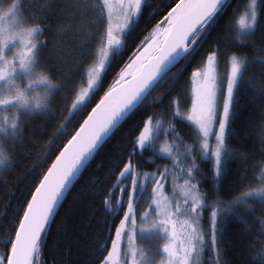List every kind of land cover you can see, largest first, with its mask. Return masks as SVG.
I'll list each match as a JSON object with an SVG mask.
<instances>
[{
  "label": "trees",
  "instance_id": "obj_1",
  "mask_svg": "<svg viewBox=\"0 0 264 264\" xmlns=\"http://www.w3.org/2000/svg\"><path fill=\"white\" fill-rule=\"evenodd\" d=\"M34 1V2H33ZM10 0H0L1 3ZM180 0H144L140 13L124 34L121 47L116 50L104 71L97 89L87 100L73 109L71 101L79 94L80 72L65 64L58 34L65 23L60 16L61 0H19V20L25 25L40 28V41L49 40L36 58L39 72L49 74L60 84L50 100L47 111L17 115L20 127L1 134L0 147L10 156V164L0 170V255L10 254L8 241L17 230L16 225L26 210L43 177L79 130L92 110L120 80L129 62H133L150 43L159 29L167 27L168 13ZM253 0H228L227 12L220 15L203 35L196 52L169 74L166 83L158 85L99 149L91 163L73 185L47 233L43 236L37 257L38 264H103L112 250L115 230L127 214L130 180L119 175L129 153L138 161L137 172H155L158 165L173 168L184 183L183 161L185 153L197 154L202 140L196 128L181 116L173 119L177 110L190 108L193 73L205 66L210 50L219 45L222 67L233 55L242 63L264 54V2L256 0L257 24L251 31V44L241 43L238 21L250 8ZM8 6V4H7ZM219 37V39H217ZM55 44V45H54ZM61 46L59 48L58 46ZM139 53L134 57V54ZM61 51V52H60ZM118 53V54H117ZM258 63V59H257ZM258 75V73H257ZM231 111V137L229 147L238 158L227 162L219 181L212 161L201 157L203 178L197 187L206 198L201 213V229L206 246L197 264H264V207L256 199L254 207L237 205L225 212L224 202H231L242 191H251L264 178V100L256 91L252 73L237 82ZM161 124L163 129L172 121L175 133L164 136L174 146L176 162L158 159V152L133 150L144 128ZM119 181V183H118ZM252 184V188L248 187ZM217 212V245L210 243L211 212Z\"/></svg>",
  "mask_w": 264,
  "mask_h": 264
},
{
  "label": "snow or ice",
  "instance_id": "obj_2",
  "mask_svg": "<svg viewBox=\"0 0 264 264\" xmlns=\"http://www.w3.org/2000/svg\"><path fill=\"white\" fill-rule=\"evenodd\" d=\"M104 5H108V0H104ZM141 6L142 0H129L127 9L122 10V14L125 17L124 28L129 27L132 23L131 17L140 11ZM81 7L82 5L74 4L69 11L78 10ZM228 7V0H195V2H192V0H180L179 3H175L171 12L168 13L167 19L169 23L164 29L166 35L170 34V40L165 42L163 48L156 50L154 63L145 62L143 57L137 59L135 64L130 61L126 67L129 69L135 68L136 70L127 71V80H125V72H121V81L117 83V86L109 90L100 103L92 110V115L88 116L87 120L83 122V127L72 136L68 147L60 153L56 162L48 170L47 175L43 177V182H40L39 186L34 188L35 194L31 196L30 202L27 203L26 210L23 211L22 218L16 225L17 230L13 233V238L8 241L10 254L0 255V264H38L37 257L41 237L45 233L57 205L80 170L125 116L146 95H149L155 86L168 81L173 65L182 60L188 61L190 56L195 54L196 46L202 36L207 34V30L220 15L227 12ZM255 8V0H253L251 13L247 16H241L239 19L241 35L237 36V39L241 43H253L255 34L251 30L257 24ZM20 11L19 0H10L9 7L0 18L12 16L15 19L20 14ZM109 11L111 10L109 9ZM35 29L41 31L38 27ZM35 29L27 30L28 41H25V43L31 40L36 33ZM108 37L109 48L115 45V48L119 49L121 42L113 36L111 29H109ZM7 44V39L0 40V60L5 58L4 50L7 48ZM35 47V45L32 48L25 47L23 55L19 57L21 70H28L36 59L33 54ZM150 48H152V43L147 44L145 52ZM210 51L211 55L207 56L209 74L193 73V76H199L201 80L198 82L194 92L191 113L186 117L198 129L199 137L202 140L197 154L192 151L185 153L184 167L181 168L184 173V183L181 186V191L184 195V205L187 206V211L192 214V224L186 225L189 234L188 244L187 247L183 248L171 243L165 245L163 253L166 254L167 264H189L191 254L196 252L198 247L202 250L204 237L198 231V228L193 226L198 224L201 213L206 207V198L197 187L203 178L200 167L201 157H207L212 161L215 173L213 179L215 181H219L223 177L227 162L230 159L238 158L237 153L229 147L230 125L234 115L231 108L237 82H243L252 73L256 91L261 99L264 100V54L258 58H253L250 64L238 61L236 56L233 55L231 58V74L227 77L225 89L223 86L218 85L215 78L210 75L213 66L219 62L222 55L219 45L215 50ZM261 51L264 52V49ZM138 53L139 49L134 54V57ZM102 69L103 64L101 65ZM9 75L8 71L0 69V81H3ZM94 83L93 75L90 74L88 88L81 92L77 103L84 98ZM121 84L124 86L121 87ZM71 107L75 109L76 104H72ZM180 116L181 113L177 110L173 119ZM149 125L139 135L138 140L133 145V150L139 149L141 152L152 150L160 154L158 159L168 158L175 164L177 154L174 151V146L169 145L167 140L164 139V136L169 133H175L176 139L180 138L179 134L176 133L174 124L169 121L168 127L163 129V134H161L160 123L152 124L149 121ZM262 138H264V130H262ZM161 140H163L162 144L160 143ZM261 163L264 165V161ZM138 167V161L129 153L127 162L122 166L123 170L119 173L121 177H126L130 180L131 190L128 193L126 204L129 214L123 217L119 227L115 230V239L111 242L112 252L108 253V259L103 264H109V261H112L117 245L123 241L125 235L128 236L129 244H131L134 237V232L132 235H128L124 230L125 223L131 226L135 225L132 215L133 199L135 198V191L140 184V177H143L144 181L151 180V183L155 185V188H153L154 192H159L163 184L170 180L175 183V173L170 172L166 165H158L155 172H137L136 169ZM248 187L252 188V184L250 183ZM256 199H259L261 207H264V178L253 190L242 191L231 202H224L223 210L230 212L237 205H246L252 208ZM148 207L150 212L159 214L162 217L161 224L167 225L171 222V214L174 211H178L180 206L166 203L162 207L160 201L155 200ZM148 214V212L144 213L145 216ZM218 227L217 212L212 211L210 243L213 248L217 245ZM164 231L168 233L169 229L165 227ZM170 235L175 240V228H173ZM131 255V264H137L135 253L133 252ZM124 264H127L126 260ZM161 264H164V261H161Z\"/></svg>",
  "mask_w": 264,
  "mask_h": 264
},
{
  "label": "rangeland",
  "instance_id": "obj_3",
  "mask_svg": "<svg viewBox=\"0 0 264 264\" xmlns=\"http://www.w3.org/2000/svg\"><path fill=\"white\" fill-rule=\"evenodd\" d=\"M45 2L46 0H41V3L47 6ZM61 2L63 7L60 9V16L65 26L58 33L61 35L58 42L62 41L63 44L61 51L65 64L80 72V78H82L79 94L71 101L72 104H76L77 106L84 103L94 90L97 89L112 54L118 50L115 48V45L112 48L108 46L109 29L112 30L113 36L120 40L121 47L123 36L132 24L128 28L123 27L125 17L122 14V10L127 9L129 0H108L107 6L104 5V0H61ZM143 2L144 0H142V4ZM9 3L2 2L0 4V17L3 16V13L9 7ZM74 4L82 5V7L78 10L73 9L69 11ZM252 5L253 2L243 16L251 13L253 10ZM255 5L257 7L256 0ZM139 13L140 11L131 17L132 22L137 19ZM18 18L19 15L15 19L12 16L0 18V40H8L7 48L4 50L5 58L0 60V69H4L10 73L3 81H0V99L14 96L21 89H26L29 96H34L44 91L43 85L32 83L36 79L37 72H39L36 59L28 70H21L19 57L23 55L25 47L32 48L35 45L33 54L37 58L40 50L48 48L49 40L40 41L38 33H35L31 40L25 43V41H28L27 30L34 29V27L25 25ZM238 26L240 28L239 21ZM121 29L123 30L121 31ZM58 47L61 48L60 45ZM231 58L232 56L228 57L227 61L225 60L223 67L220 59L210 72V75L215 78L217 84L223 86L225 89L227 77L231 74ZM236 58L241 62L238 56ZM102 64L103 69L101 70ZM198 72L209 74L208 60H206L204 68ZM90 74L93 75L95 83L87 91L84 98L77 103L81 92L88 88ZM200 80L201 77L193 76L190 108L186 111L179 110L181 117L191 125L192 123L186 117L191 113L194 92ZM20 112L28 111L22 108L20 102L17 100H12L7 104H0V136L1 134H8L9 130H11L9 127L10 121L14 117L17 118L15 114H19ZM196 130L198 131L197 128ZM160 143L162 144L163 140ZM169 170L175 173V183L172 180L164 183L159 192L153 191L155 185L151 183V180L144 181L143 177H140V184L135 191V198L133 199L132 215L135 225L131 226L125 223L124 230L128 235H132L134 232V237L131 244L128 242L127 235L123 237V241L117 245L116 252L113 255L112 261H109V264H124L125 260L127 264H131V254L133 252L135 253L137 264H161V261L167 264L166 254L163 253L165 245L171 243L180 248L187 247L189 234L186 225L192 224V214L187 211V206L184 205V195L181 191L183 182L178 179L177 173L173 168H169ZM155 200H159L162 207L166 203L180 206L178 211H174L171 214V222L169 224H161L162 217L149 211L148 206ZM145 212L149 214L145 216ZM128 214L127 209L126 215ZM193 226L197 227L203 236L201 218L198 224ZM165 227L169 229L168 233L164 231ZM173 228L176 231L175 240L170 235ZM205 246L204 239L202 250ZM202 250L198 247L197 251L191 254L189 264H197L200 261V255L203 253Z\"/></svg>",
  "mask_w": 264,
  "mask_h": 264
},
{
  "label": "clouds",
  "instance_id": "obj_4",
  "mask_svg": "<svg viewBox=\"0 0 264 264\" xmlns=\"http://www.w3.org/2000/svg\"><path fill=\"white\" fill-rule=\"evenodd\" d=\"M35 31L37 33L38 29H35ZM32 83L43 85L44 91L37 93L34 96H29L26 89H21L18 90L14 96L0 99V103L7 104L12 100H17L20 102L22 108L32 114L47 111L50 100L54 96L55 92L60 88V84L53 80L49 74H45L43 72H37L36 79L32 81ZM9 127L12 130L20 127L19 119L14 117L10 121ZM9 164L10 156L3 147H0V170L6 169Z\"/></svg>",
  "mask_w": 264,
  "mask_h": 264
},
{
  "label": "water",
  "instance_id": "obj_5",
  "mask_svg": "<svg viewBox=\"0 0 264 264\" xmlns=\"http://www.w3.org/2000/svg\"><path fill=\"white\" fill-rule=\"evenodd\" d=\"M192 2H195V0H192ZM160 30V29H159ZM158 30V31H159ZM157 33V32H156ZM156 33H155V35H156ZM154 35V36H155ZM170 34L169 35H167L166 36V38H165V40L163 41V43L161 44V46L159 47V48H163L164 47V44H165V42L166 41H168V40H170ZM143 51V50H142ZM141 51V52H142ZM140 52V53H141ZM156 53V52H155ZM136 59V58H135ZM154 59H155V57H154V54L149 58V60H148V62L147 63H154ZM182 61H179V62H177L175 65H173V67L171 68V70H170V73L174 70V69H176L177 68V66L181 63ZM133 63V62H132ZM169 73V74H170ZM119 81H121V78H120V80ZM118 81V82H119ZM115 86H117V84L115 85ZM114 86V87H115ZM121 86V85H120ZM124 85H122L121 87H123ZM157 86H155L154 88H153V90L156 88ZM152 90V91H153ZM151 91V92H152ZM150 95V94H149ZM149 95H146L126 116H125V118L120 122V124L119 125H117V127L113 130V132L109 135V137H107L106 139H105V141L95 150V152L92 154V157L89 159V161L87 162V164H85L84 166H83V168L80 170V172H79V174L76 176V178L73 180V182H72V184L68 187V190L65 192V194H64V196L62 197V199H61V201L59 202V204L57 205V208H56V210H55V212H54V214H53V216L51 217V219H50V221H49V224H48V226H47V228H46V231H45V233L42 235V237H41V240H42V238H43V236L47 233V231H48V228H49V226H50V224H51V222H52V220L54 219V217H55V215L57 214V212H58V210H59V208H60V206H61V204L63 203V201H64V199H65V197L67 196V194L69 193V191L71 190V188L73 187V185L76 183V181L80 178V176L82 175V173L85 171V169L88 167V165L91 163V161H92V159L94 158V156L96 155V153L99 151V149L104 145V143L111 137V135L113 134V133H115L120 127H121V125L126 121V119L138 108V107H140V105L146 100V98L149 96ZM90 115H92V112L88 115V116H90ZM88 118V117H87ZM87 120V119H86ZM81 127H83V124L81 125ZM80 127V128H81ZM80 128H79V130H80ZM78 130V131H79ZM77 131V132H78ZM69 144V143H68ZM68 144L66 145V147H68ZM65 147V148H66ZM64 148V149H65ZM64 149L62 150V152L64 151ZM60 155V154H59ZM59 157V156H58ZM57 157V158H58ZM55 162H56V160H55ZM54 162V163H55ZM53 163V164H54ZM51 168V167H50ZM47 175V174H46ZM45 175V176H46ZM42 182H43V180H42ZM35 194V193H34Z\"/></svg>",
  "mask_w": 264,
  "mask_h": 264
},
{
  "label": "bare ground",
  "instance_id": "obj_6",
  "mask_svg": "<svg viewBox=\"0 0 264 264\" xmlns=\"http://www.w3.org/2000/svg\"><path fill=\"white\" fill-rule=\"evenodd\" d=\"M166 34L164 32V28L163 29H160L159 31H157L156 35L153 37L152 41L150 43H152V48L148 49L147 52H145V47L143 49V51L136 57V59L133 61V64L136 63V60L139 59L140 57H143V60L145 62H148L149 58L156 52V50L161 46V44L163 43V41L165 40L166 38ZM135 71L136 69L135 68H131L127 71ZM127 71H126V75H125V78H127Z\"/></svg>",
  "mask_w": 264,
  "mask_h": 264
}]
</instances>
